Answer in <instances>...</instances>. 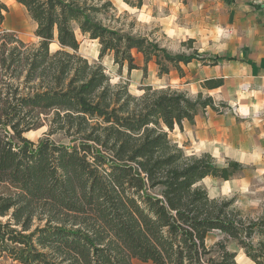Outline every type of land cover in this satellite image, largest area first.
I'll list each match as a JSON object with an SVG mask.
<instances>
[{
    "label": "trees",
    "instance_id": "1",
    "mask_svg": "<svg viewBox=\"0 0 264 264\" xmlns=\"http://www.w3.org/2000/svg\"><path fill=\"white\" fill-rule=\"evenodd\" d=\"M36 26V46L0 32V260L15 264H238L236 243L264 264V216L250 218L236 199H212L202 182H228L242 164L219 167L210 154L187 156L170 133L215 100L128 83L113 84L101 63L129 73L155 61L159 77L205 61L173 55L127 32L110 0H15ZM141 7V4L140 6ZM8 7L0 1V26ZM98 42V62L80 56L79 37ZM193 43V41H190ZM58 50L53 51L52 46ZM217 59L213 63L215 65ZM223 86L208 81L209 90ZM45 126L37 143L26 133ZM62 134L70 144L51 136ZM220 239L209 244L212 235Z\"/></svg>",
    "mask_w": 264,
    "mask_h": 264
},
{
    "label": "rangeland",
    "instance_id": "2",
    "mask_svg": "<svg viewBox=\"0 0 264 264\" xmlns=\"http://www.w3.org/2000/svg\"><path fill=\"white\" fill-rule=\"evenodd\" d=\"M5 4L9 13L6 15L4 23L0 26V32L6 31L15 33L23 42L29 46H36L39 42L35 36L36 26L28 16L26 10L19 6L15 0H0ZM116 8V18L120 19V24L124 26L127 32L132 33L133 36H141L156 41L159 45L166 49L173 55L186 54L191 55L194 53L195 45L190 41L179 43L168 38L165 35L164 29L161 24L168 23L169 26H173L177 29H189L196 23L197 17L201 19L205 17V9L203 5L206 0H110ZM234 0H221V3L225 2L229 4ZM141 4V7H139ZM227 10V8H225ZM222 12L218 11V2L212 1L211 12L207 17L210 18L211 24L206 21L208 25V31H214L216 24L215 20ZM168 32V31H167ZM220 34L221 30L219 31ZM225 34H229V31H225ZM231 34V33H230ZM80 49L79 55L88 59L90 62H98L100 56L101 47L98 42H93L86 37H79ZM53 51L58 50L57 45H53ZM102 65L106 69L107 74L110 76L113 84L128 83L129 92L139 97L144 92L142 89L149 84L154 85V89H166L165 86L160 87L159 80V68L154 61V70L149 71L146 79L143 77V72L139 75L142 78L137 77V73H129L127 65L123 70H119L118 66L113 63V56L108 55L101 60ZM135 65L142 68L140 61V55L135 54ZM137 66V67H138ZM138 67V68H139ZM184 67V65H182ZM139 68V69H140ZM143 69V68H142ZM174 75L169 78L168 85L172 90L184 92L182 90L192 89L191 85L194 82L191 80V74L186 69L185 79L178 82L181 76L174 70ZM184 72V71H183ZM193 75V74H192ZM182 89V90H181ZM227 93L224 95L217 91L207 92L206 97H212L215 100V107L219 110V113L213 112L208 109L205 115L208 116H221L227 119H235L236 123L244 124L249 131L264 126V110L253 112L247 107H241V102L244 100L250 101V89L242 90L239 86H231L225 90ZM188 94L187 92H184ZM189 97L195 98L192 95ZM248 101V102H249ZM48 134V127L26 133L24 138L32 142L37 143L40 139L44 138ZM56 143L70 144L62 134H55L50 137ZM169 138L179 147L183 148L187 156H200L201 154L192 153L190 150V144L185 142L180 137V132L176 129V132L170 133ZM250 158V156H249ZM248 158V159H249ZM216 164L219 167H225L229 159L225 155L215 158ZM244 161V160H243ZM243 164V171L238 174L234 179L225 182L220 179L208 178L202 182V185L207 189L210 198L219 199H236V206L242 210L250 218L258 219L264 216V141L261 143L260 158L254 161L245 160ZM220 239L218 234L212 235L209 244H213ZM230 251L237 254L238 264H254L244 254L242 249L236 244L231 243L229 245ZM133 264H151L142 263L138 260H133ZM0 264H15L11 260L4 258L0 260Z\"/></svg>",
    "mask_w": 264,
    "mask_h": 264
},
{
    "label": "crops",
    "instance_id": "3",
    "mask_svg": "<svg viewBox=\"0 0 264 264\" xmlns=\"http://www.w3.org/2000/svg\"><path fill=\"white\" fill-rule=\"evenodd\" d=\"M212 1L214 0H206L203 5L205 17H197L196 23L189 29H177L168 23L161 24L168 38L179 43L193 41L196 46L194 50L205 60H194L182 67L184 75L187 73L186 69L190 72L194 84L191 85L192 89L181 90L197 97L199 94L206 95L207 92L213 91L224 95L228 87L239 86L242 90L250 89L251 98L250 101L246 99L241 102V107H247L246 110L251 109L253 112L263 111L264 0H234L229 4L216 0L218 11L222 13L214 21L217 26L215 30L208 31L206 21L211 24L207 15L211 12ZM220 30L222 34L219 33ZM225 31H229V34H225ZM135 54L140 55L144 68V56L134 51V58ZM216 59L217 63L213 65ZM153 66L154 61L148 64V74L150 70L153 72ZM142 68L131 73H137V77L141 79L142 74L140 76L139 73L143 72ZM174 73L176 72L172 69L169 75L159 77L160 87L171 88L167 85ZM183 79L185 76L179 78L178 82ZM217 80L223 81L222 87L214 90L204 88L205 82ZM148 86L154 87L153 84ZM180 137L190 144L192 153L210 154L213 158L225 155L233 159L232 161L245 165V160L254 161L260 158L264 126L249 131L244 124L236 123L234 118L227 119L216 115L206 118L200 114L194 126L188 123L184 125Z\"/></svg>",
    "mask_w": 264,
    "mask_h": 264
},
{
    "label": "built area",
    "instance_id": "4",
    "mask_svg": "<svg viewBox=\"0 0 264 264\" xmlns=\"http://www.w3.org/2000/svg\"><path fill=\"white\" fill-rule=\"evenodd\" d=\"M208 110V109H207ZM207 110H206V112H207Z\"/></svg>",
    "mask_w": 264,
    "mask_h": 264
}]
</instances>
